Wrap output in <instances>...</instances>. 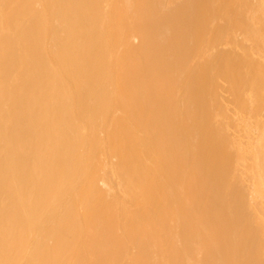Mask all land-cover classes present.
Here are the masks:
<instances>
[{
    "label": "bare ground",
    "instance_id": "obj_1",
    "mask_svg": "<svg viewBox=\"0 0 264 264\" xmlns=\"http://www.w3.org/2000/svg\"><path fill=\"white\" fill-rule=\"evenodd\" d=\"M0 144L1 264H263L264 0H0Z\"/></svg>",
    "mask_w": 264,
    "mask_h": 264
},
{
    "label": "rangeland",
    "instance_id": "obj_2",
    "mask_svg": "<svg viewBox=\"0 0 264 264\" xmlns=\"http://www.w3.org/2000/svg\"><path fill=\"white\" fill-rule=\"evenodd\" d=\"M119 116H121L120 115V113H117L116 114V117H115V119L117 118V117H119ZM72 125H71V123H70V127H71ZM210 126V125H209ZM72 128V127H71ZM68 134H69V136H71L72 135V133H71V130H69L68 131ZM139 135H141L142 133H138ZM143 138L145 137L143 134L141 135ZM30 143H32L33 144V147L35 148V154H34V162H33V164H32V167H31V172L34 174V175H36V174H38V173H40V169H41V166H42V170H44V171H42L41 172V174H44V172L46 173L47 172V170L49 169V164H46V165H42V163H41V159H40V154L41 153H43V152H41V149L42 148H39V145L38 144H36L35 142H34V140L32 139V137L30 138ZM71 141H72V139H71ZM49 142V141H48ZM47 142V143H48ZM64 140H59L58 139V148H59V152L61 153V154H63L64 152H65V145H64ZM73 142V141H72ZM0 150H1V153H3V155H1V156H3L4 158H5V161H6V156L4 155V152H3V146L0 144ZM64 150V151H63ZM63 152V153H62ZM7 162V161H6ZM6 172L8 173V170H7V165H6ZM137 208L138 207H135V206H133V208H132V210H137ZM147 222H149L150 223V225H151V227L154 229V225L148 220ZM139 223L141 224V223H143V222H140L139 221ZM142 226H143V224H141ZM144 227V226H143ZM246 229H248V230H250V228L248 227V226H246L245 227ZM146 231V230H145ZM147 232V231H146ZM252 232V231H251ZM253 234V233H252ZM147 235H148V233H147ZM146 238V240L148 241V243L150 244L149 245V251L147 252V254H146V260L145 261H143V263L142 264H150L151 263V261H152V263H155V264H161V261L159 260V253L157 252V251H155L156 249H154L153 248V246H152V243H151V237H150V235H148V237H145ZM231 240H232V238H231V236H230V242H231ZM205 241H206V245H207V243L209 242L208 241V239L206 238L205 239ZM212 245L213 244H210V243H208V248H210V255L211 256H214L215 255V252H214V249H213V247H212ZM213 249V250H212ZM187 252H190V249L189 248H187ZM134 253H136V250H133V254ZM154 253H156V257H157V261H155V257L153 258V256H154ZM231 252L229 251V253L228 254H225L224 255V260H225V262L224 263H227V264H232V261H230V260H232V258H230V254ZM119 255H120V253H119ZM228 260V261H227ZM227 261V262H226ZM263 264H264V262H262ZM0 264H1V261H0ZM205 264H209L208 262H205Z\"/></svg>",
    "mask_w": 264,
    "mask_h": 264
}]
</instances>
